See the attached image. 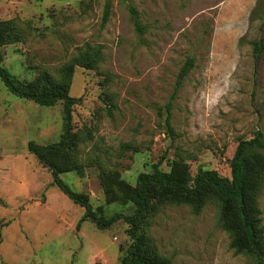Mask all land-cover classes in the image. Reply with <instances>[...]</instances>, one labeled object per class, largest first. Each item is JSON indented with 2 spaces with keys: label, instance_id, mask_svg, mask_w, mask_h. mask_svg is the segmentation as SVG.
I'll list each match as a JSON object with an SVG mask.
<instances>
[{
  "label": "rangeland",
  "instance_id": "374dc122",
  "mask_svg": "<svg viewBox=\"0 0 264 264\" xmlns=\"http://www.w3.org/2000/svg\"><path fill=\"white\" fill-rule=\"evenodd\" d=\"M257 1L0 0V21L15 20L26 33L0 46L2 65L19 79L57 74L80 49L102 48L98 69H75L73 127L86 139L78 143L80 169L64 171L63 180L109 216L133 209L126 199H107L105 170L135 186L154 163L169 170V161L182 157L193 175L215 169L231 177L240 140L264 132V54L256 61L251 44L261 34L250 17ZM192 54L196 66L174 100L169 130L166 104ZM62 134L61 101L40 105L0 78V264H121L129 225L119 220L100 229L81 221L84 207L28 151L29 141L52 144ZM259 200L264 223V188ZM149 233L173 264H252L230 248L214 203L198 214L187 204H165Z\"/></svg>",
  "mask_w": 264,
  "mask_h": 264
},
{
  "label": "trees",
  "instance_id": "16d2710c",
  "mask_svg": "<svg viewBox=\"0 0 264 264\" xmlns=\"http://www.w3.org/2000/svg\"><path fill=\"white\" fill-rule=\"evenodd\" d=\"M131 18L139 32L144 26L136 7L130 6ZM110 16L105 10L104 21ZM251 20L260 22V36L251 41L253 55L258 61L264 54V0H258ZM25 30L15 20L0 21V46L25 38ZM102 61L101 46H87L65 62L54 74L42 70L32 80H22L10 73L0 60V78L13 94L52 106L63 103V134L52 144L29 141L28 151L47 167L54 183L76 204L84 207L81 221L91 220L100 229L110 228L119 220L128 225L131 242L121 264H173L171 257L162 254L149 233L152 218L165 204H187L200 213L208 203L219 210V221L228 233L230 248L237 255L247 257L252 264H264V223L260 194L264 188V132L256 130L249 139H242L231 160V177L222 176L215 169L192 174L182 157L169 161V170L161 167L162 160L154 163L151 171L141 172L135 186L120 180L118 172L105 170L101 176L110 202L127 200L132 213L115 212L106 215L102 207L95 208L88 195L74 191L62 178L64 171L80 169L77 162L78 143L85 140L73 127V110L80 98L70 95L76 66L98 69ZM196 66V56L189 55L180 67L171 98L166 104L165 123L172 130L171 111L178 93Z\"/></svg>",
  "mask_w": 264,
  "mask_h": 264
}]
</instances>
